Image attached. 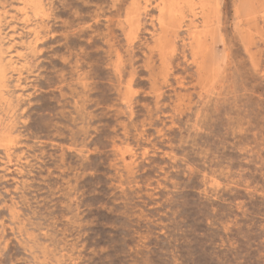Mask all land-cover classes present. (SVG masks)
<instances>
[{
    "label": "rangeland",
    "instance_id": "rangeland-1",
    "mask_svg": "<svg viewBox=\"0 0 264 264\" xmlns=\"http://www.w3.org/2000/svg\"><path fill=\"white\" fill-rule=\"evenodd\" d=\"M0 23V264H264V0Z\"/></svg>",
    "mask_w": 264,
    "mask_h": 264
},
{
    "label": "bare ground",
    "instance_id": "bare-ground-1",
    "mask_svg": "<svg viewBox=\"0 0 264 264\" xmlns=\"http://www.w3.org/2000/svg\"><path fill=\"white\" fill-rule=\"evenodd\" d=\"M22 1V0H21ZM27 1V0H26ZM30 2V1H29ZM23 3H24V1H23ZM33 3H35V2H33ZM13 5V4H12ZM8 20V19H7ZM1 24V23H0ZM181 25V24H180ZM244 35V34H243ZM129 36V35H128ZM2 40V39H1ZM192 40H194V39H192ZM196 40V39H195ZM199 40V39H198ZM34 41V40H33ZM18 42V41H17ZM187 43V42H186ZM1 44V43H0ZM17 44V43H16ZM8 49V48H7ZM1 52V51H0ZM19 53V52H18ZM4 54V53H3ZM159 55V54H158ZM3 57V56H2ZM20 63V62H19ZM4 67V66H3ZM1 69V68H0ZM233 69V68H232ZM3 70V69H2ZM15 70V69H14ZM232 72V71H231ZM235 72V71H234ZM2 73H4V72H2ZM0 74H1V71H0ZM18 80V79H17ZM63 83V82H62ZM231 83V82H230ZM21 86V85H20ZM1 88V87H0ZM6 88V87H5ZM7 89V88H6ZM136 89V88H135ZM3 92H1V94H2ZM133 95V94H132ZM63 97V96H62ZM238 97H240V96H238ZM248 102V101H247ZM7 109V108H6ZM17 110V109H16ZM66 110V109H65ZM262 128V127H261ZM2 133V132H1ZM1 135V134H0ZM2 135H5V134H2ZM262 140V139H261ZM9 141V140H8ZM2 142V141H1ZM53 143H55V142H53ZM2 144V143H1ZM12 146V145H11ZM15 146H16V144H15ZM7 147V146H6ZM2 148H4V146H2ZM10 151V150H9ZM167 153V152H166ZM170 153V152H169ZM172 154V153H171ZM169 155V154H168ZM172 156V155H171ZM14 174V173H13ZM8 175V174H7ZM7 180V179H6ZM56 210V209H55ZM63 210V209H62ZM53 212V211H52ZM16 215V214H15ZM55 215V214H54ZM64 217V216H63ZM19 218V217H18ZM65 227V226H64ZM30 239H31V237H30ZM34 241V240H33ZM72 241V240H71ZM38 246V245H37ZM32 247V246H31ZM45 248V247H44ZM47 248V247H46ZM35 249V248H34ZM82 249V248H81ZM42 252V251H41ZM35 255H36V253H35ZM51 256V255H50ZM74 256V255H73ZM35 257V256H34ZM53 260V259H52ZM77 260V259H76ZM52 262V261H51ZM41 263V262H40Z\"/></svg>",
    "mask_w": 264,
    "mask_h": 264
}]
</instances>
